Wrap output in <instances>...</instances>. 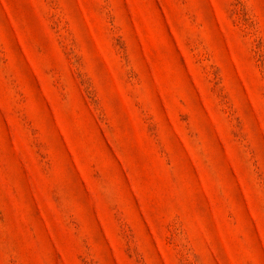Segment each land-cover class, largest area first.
<instances>
[{
  "label": "rangeland",
  "instance_id": "obj_1",
  "mask_svg": "<svg viewBox=\"0 0 264 264\" xmlns=\"http://www.w3.org/2000/svg\"><path fill=\"white\" fill-rule=\"evenodd\" d=\"M0 264H264V0H0Z\"/></svg>",
  "mask_w": 264,
  "mask_h": 264
}]
</instances>
